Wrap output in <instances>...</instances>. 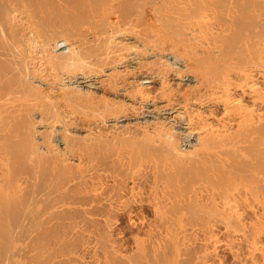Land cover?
Returning <instances> with one entry per match:
<instances>
[{"label":"bare ground","instance_id":"6f19581e","mask_svg":"<svg viewBox=\"0 0 264 264\" xmlns=\"http://www.w3.org/2000/svg\"><path fill=\"white\" fill-rule=\"evenodd\" d=\"M154 39L163 60L149 62ZM168 51L185 65L168 62ZM136 55L144 61L133 68ZM44 66L60 81L81 67L99 75L98 89L132 99L134 106L111 100L113 116L160 112L169 126L155 121L158 146L117 154L119 175L106 173L102 157L73 165L70 177L55 157L47 165L42 142L29 135L26 146L23 125L33 119L22 116L25 106L43 108L39 93L23 100L45 81ZM175 73L188 82L194 74L198 84L176 89ZM70 153L80 164L87 155ZM135 187L150 193L159 233L134 238L129 254L109 215L124 211L135 223L125 204ZM223 237L238 257L247 250L244 263L264 264V0H0V264H212Z\"/></svg>","mask_w":264,"mask_h":264},{"label":"rangeland","instance_id":"374dc122","mask_svg":"<svg viewBox=\"0 0 264 264\" xmlns=\"http://www.w3.org/2000/svg\"><path fill=\"white\" fill-rule=\"evenodd\" d=\"M21 25H22V23L19 24L18 26H21ZM133 39L134 40H129V41L127 40V41L130 42V44L132 42V44L134 45L133 46V49L134 50H137V48H138L137 47V44L140 45L139 44V41L135 40V38H133ZM156 41H157L156 39L153 40L154 45H156L155 47L152 45L153 43H151L152 47L155 48V52H154V49L151 48L149 51L150 52L153 51L154 53L153 52H151V53L149 52V55L147 56L148 58L147 57L145 58L146 60L149 59L148 60L149 62L150 61H153L154 62L155 60L156 61L163 60V55L156 50L157 46L159 45V42H158V44H156L157 43ZM135 43H136V46H135ZM62 44H65V41L61 40L60 45H62ZM139 47L142 48V44ZM156 52H158V53H156ZM167 53H168V60H169L168 62L175 61V62H177V66H180L181 65V67H183L185 65V60L186 59L184 60L183 57H182L183 60H182V62L179 63L178 61H181V59H180L181 57L180 58L175 57V54H173L170 51L165 52V55ZM35 54H39V53H37L36 51H34V56H35ZM157 54H159V55H157ZM36 56H38V55H36ZM138 56L139 55H136V57H138ZM143 59H144L143 57H138V58L134 59L133 60L134 63L132 64V66H134L133 68H136L139 65L138 64L139 62L144 61ZM45 60H47L51 64V61H49L50 58L48 56H46V59ZM132 66H130L128 68H126V67L125 68L124 67L123 68L122 67H118V68H116V71H123V70L125 71V69H132ZM80 68L81 67H78L75 70V72H74L73 75L74 76L77 75V76H75L72 79V81H71V78L73 77V75L70 76L67 73L66 74L63 73L61 75V77L63 76V78H64L63 81H60L59 76L55 75L54 73H51V70L49 72H47V75H46V71H44V69L48 70L47 69V66H44V68H41L43 70H39V74L41 76L42 75H45V76H42V78L45 81L44 82H41V84L38 85L37 88H39V89H32L31 90V95H29L28 93H26L27 96L26 97L24 96V100L23 101L24 102H28L29 99H36L34 97V95L37 96L38 93H39V95L37 97H39V96H41V97L44 96L45 97V103L42 102V101H41V103L43 104V108H44L45 105H46V108H44L45 109L44 110L40 105H37L36 106L37 108H36L35 111H33L32 109H29L28 106H25L22 109L23 110L22 116H24L23 119L28 118V116H29V118L31 117L30 119H33L31 122L29 121V119H27V122H26V120L24 121V122H26V124L24 123V125H23L24 128H25L24 129V131H25V139H27L25 141L28 142V143H26V146L27 145L29 146V142H30L29 135H31V137L33 136L32 138L36 139L37 142H42V143H39V144L42 145L41 146V149H43V152L45 154L44 157H46L47 159L52 157L51 158V162H50V159L47 160V165L53 166L55 162H53L52 160L56 158L55 159V161H57L56 163L60 162L58 164H62L63 166H66L67 167V172H65V173L68 174L69 177L71 176V174L73 175V174H75L78 171V170H74V166L76 165L77 168H79L77 166L78 164H79L80 167L85 166L87 163L90 162L89 161L90 160L89 157H92V159L93 158L94 159H96V158L97 159L98 158L100 159L102 157L103 159L101 158L100 160H103V161H101L103 163V166H105L106 164H108V166L106 165V168H105L106 173L109 171L112 174L119 175V172L120 171L118 172L117 169L115 170V168H113V167H115V166H113V164L116 165V168H118L117 166H119V165H117L115 162L113 163L112 162V159L114 157H117V154L118 155L119 154H125V153L128 154L129 152H125V151H127V149H128V151L134 150V154H141L142 155L143 153L141 151H138L137 152V148L138 147H142V146L143 147L144 146L145 147H151L152 144H154V143L157 144V142L159 144V142H160L159 136L162 133L158 135V130H156L157 131L156 132L154 130L153 126L155 124V121L158 120V119H160L161 122H164L165 124H166V122H168V120L165 121V117H163L164 115H162L158 111L156 112V110L154 108L152 110L153 111L152 112V115H151V113H148V116H146V117L139 116L140 115L139 113L138 114H135L134 112H132L133 113L132 114L129 111L128 114H125V115H124V113L118 114L119 117L114 115L115 118H117V119H114V116L112 114V111H114V107H115V106H112V105H114L113 104V101L114 102H117V101L118 102H124L125 101V103L127 105L134 106L135 104H133L132 99H128V98H126L125 96H122V95H118L119 96L118 97V96H116L117 94H115L116 91H113L112 90L113 91L112 92L109 88H107L108 89V91H107L106 87L104 89H103V87H100L102 90L101 89H98L99 88V86H98L99 84L97 83L98 84L97 85L95 81L98 82V80H99V77L98 76L99 75L94 76L93 75L94 73H84L86 71H84L83 69H80ZM110 69H111L110 72L112 70H115V68H110ZM79 73H81V74H79ZM100 75L104 77V75H102V74H100ZM176 75H179V76H176ZM181 75L175 73L173 76H171V79H173L171 81L174 82L173 84H176V86L174 85V87L176 89H179L180 88V90H183L184 91L186 88H189L192 85L195 86L196 84H198L197 78L196 79L193 78V76L196 77L194 74H192L193 75L192 77L191 76L189 77V79H190L189 82L187 80V77L188 76L187 77H184L182 75L183 76V78H182ZM68 76H69V78H68ZM83 76H84V78H82ZM68 79H70V81H68ZM74 80L81 81L82 83L80 84V86L83 89H80V91H79V87H77V84L80 83V82L74 83ZM155 84L157 86L160 85L159 83L157 84V82ZM88 89H92L94 92H96L94 94V98L91 97V96H88V93H87V90ZM41 91L44 92V93L45 92H47V93H45L44 95H42L43 93ZM48 94H50V95H48ZM65 95L67 97H65ZM96 95H97V97H96ZM46 96L47 97L48 96L49 97L52 96L51 97V100L49 98H47ZM101 96H103V98L104 97L107 98L108 101L106 102V100L101 99L102 98ZM91 98H93V99H91ZM96 98H97V100H96ZM98 100L100 101V103H98L99 102ZM111 100H113V101H111ZM66 101H68L69 104ZM111 102H112V104H111ZM91 104H93V106ZM150 109H151V107H150ZM155 115L157 117H159V118H156ZM161 117H162V119H161ZM163 118H164V120H163ZM147 119H148V121H147ZM146 122H148V124ZM28 123L29 124L31 123L30 124L31 126ZM33 123H34V125L32 127V124ZM35 123L37 125H35ZM146 124H147V126H146ZM143 125H144V127H143ZM168 126H169V124H166L165 128L168 127ZM146 127H148V129H145ZM146 130H147V132H146ZM161 132H164V131H161ZM64 141H68V142H66L67 145L70 142L69 147L66 144H64ZM133 144H135V145H133ZM158 144L156 146H158ZM65 146H67V149L69 151H67V149H66ZM186 146H187V144H185L184 147L186 148ZM43 147H45V148H43ZM47 147H49V148H47ZM120 147H123V149L120 148ZM70 148H72L74 150L75 149H80L84 153V156L87 154L85 156V161H83L82 164H80V162L76 158H73V156H71L72 153H70ZM84 148L88 149L87 152H86V150ZM64 149H66L65 152L67 151L65 154L63 153L64 152ZM90 149H92V150H90ZM90 151H91V153L92 152L94 153V154H92V156H88ZM67 153L68 154L70 153L69 156H67L68 155ZM102 155H104L106 157H103ZM74 157H77V156L74 155ZM57 158H59V159H57ZM61 158H63V159H61ZM65 158H68L69 160L68 159L67 160L69 162H67V160ZM60 159L61 160H64V161H61ZM65 160H66V162L69 165L66 164ZM108 161H111V163L108 162ZM49 163H51V164H49ZM138 163H140V162H138ZM64 164H66V165H64ZM108 168H110V169H108ZM134 169H136V168L134 167ZM124 170L128 172L129 169H124ZM124 170H122V171H124ZM122 175L123 174H120L121 177H123ZM124 179H125V181L127 180L126 178H124ZM148 180H149V177H148ZM101 181H103L105 183L107 182L105 178H101ZM149 181L147 182V180L144 181V179H143L144 184H142L143 182H141V186H143V187L146 186L149 183ZM128 183H125V184L126 185H129L130 184V186H131V183H129V184ZM107 186L108 187L109 186L112 187V184H110L109 182H107ZM147 186L145 187V189L148 188V190H150L149 189L150 186H148V187ZM137 187H139V185ZM137 187H135V189L138 191L137 193L139 195L137 196L136 195L137 193L135 192L136 194L134 196L136 198L133 197L134 199L133 198L131 199V197H130V199H131L130 200L129 199V196L130 195H128V194H126L127 197H125V202H126L125 204L127 205V203L129 204V202H130V204L133 207L132 214H133V218L135 219V223L132 224L129 221V218L127 217V214L124 211H118L117 213L114 212V211H112L114 216L113 215H109V217L111 216L110 218L115 221L114 223H115V226L117 227V229L115 230V232L116 231L117 232H120L119 240H120V244H122L121 246L123 247V252L129 253V254L132 253L133 250H135V243H134V240L135 239L134 238H137V237L143 238V239H147L148 238V240H150L149 238H151V236L153 238V235L154 234L156 236L158 235V234L152 233V232L155 231V232L159 233L158 232V229L159 228H157V226L159 227V223H158L159 222L158 221L159 219H157L158 217L155 215L151 204L148 203L151 200V198H149L150 193H148L147 190L144 191L145 190L144 188H143L144 189L143 191H142V189L139 191V189H137ZM107 188H105V190H106L105 192L106 193L107 192L109 193L112 190V188H111L110 191ZM140 188H142V187H140ZM135 189H134V191H136ZM140 192H141V194H140ZM143 192L148 193L149 196H147V194L145 195ZM143 194H144L145 198H143V199L142 198H138V197H142ZM136 199H140L141 201L143 200V202L141 203V201H138ZM132 200H134L135 202L137 201V202L136 203H131ZM75 201L76 202H74V203H77V205H81V203L79 202V200L77 201L75 199ZM74 205L77 206L76 204H74ZM131 205H130V207H131ZM82 206H84V205H82ZM123 207H124V205H123ZM132 207H131V209H132ZM102 212L103 211L101 209L95 210V213L96 214H100L101 215ZM112 212H110V214H112ZM112 216L115 217V218L113 219ZM251 216H250V219L253 218V216L252 217ZM74 217L75 218H72V220L73 219H76V216H74ZM156 229H157V231H156ZM149 233L151 235L150 237H149ZM147 235H148V237H147ZM155 235H154V237H155ZM221 242L222 243H220V244L218 243V245H216L215 247L212 246L213 248H211L212 249V253L214 252V253H216V255L218 254L217 255V258L218 259L215 258V259H211L210 260V262L212 264H247V263H244V257L247 255V250L246 249H244L242 247V249H241L242 255L241 256H244V257L241 258V256L238 257L236 255V252L235 251H233L232 249H230V244L232 243V241L229 238L223 237V239H222ZM198 248H199V246L196 248V251H197ZM201 248H199L198 252L201 250ZM217 248H219V249L217 250ZM243 251L245 253H243ZM198 252H196L195 254L196 255H199ZM201 254H202V252L200 253V255ZM244 254H246V255H244ZM239 258H241V259L239 260Z\"/></svg>","mask_w":264,"mask_h":264}]
</instances>
